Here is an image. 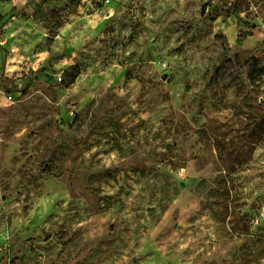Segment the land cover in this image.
<instances>
[{"label":"rangeland","instance_id":"1","mask_svg":"<svg viewBox=\"0 0 264 264\" xmlns=\"http://www.w3.org/2000/svg\"><path fill=\"white\" fill-rule=\"evenodd\" d=\"M12 264H264V0H0V239Z\"/></svg>","mask_w":264,"mask_h":264},{"label":"built area","instance_id":"2","mask_svg":"<svg viewBox=\"0 0 264 264\" xmlns=\"http://www.w3.org/2000/svg\"><path fill=\"white\" fill-rule=\"evenodd\" d=\"M11 244L8 238L0 239V264H12Z\"/></svg>","mask_w":264,"mask_h":264}]
</instances>
